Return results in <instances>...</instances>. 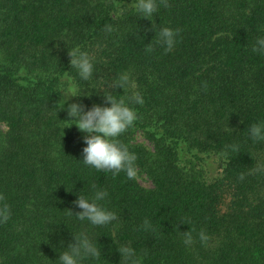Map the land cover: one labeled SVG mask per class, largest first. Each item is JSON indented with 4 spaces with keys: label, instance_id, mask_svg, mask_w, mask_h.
<instances>
[{
    "label": "trees",
    "instance_id": "16d2710c",
    "mask_svg": "<svg viewBox=\"0 0 264 264\" xmlns=\"http://www.w3.org/2000/svg\"><path fill=\"white\" fill-rule=\"evenodd\" d=\"M158 3L148 20L132 0H0V194L12 212L0 224V264H56L80 231L102 249L97 264H120L122 244L142 264H264V141L249 134L264 120V55L251 51L264 34V0ZM153 27L180 30L171 52ZM76 46L94 57L88 82L71 69ZM124 71L145 102L120 140L151 188L85 165V133L58 105L66 76L76 80L65 88L82 95L70 102L126 99L131 89L112 88ZM93 184L109 193L110 225L73 216Z\"/></svg>",
    "mask_w": 264,
    "mask_h": 264
},
{
    "label": "clouds",
    "instance_id": "9594fccd",
    "mask_svg": "<svg viewBox=\"0 0 264 264\" xmlns=\"http://www.w3.org/2000/svg\"><path fill=\"white\" fill-rule=\"evenodd\" d=\"M135 12L144 19L150 18L157 13L158 0H132ZM157 43L164 51L171 52L178 43L179 29L162 27L158 30L153 27ZM105 31L111 32V25L105 27ZM264 33V27L259 30ZM151 47L146 51L151 52ZM251 51L257 55H264V34L258 35ZM71 69L76 70L79 80L88 82L94 78L96 64L93 55L80 47H72L68 53ZM76 77L66 76L61 81V99L58 102L59 109H63L68 119L78 130L85 133L83 142L82 162L97 171L110 172L113 175L124 172L129 180H134L138 175L137 155L130 151L127 144L120 137L135 125L138 120V112L134 105H143L145 100L141 91L136 87L131 71L121 72L113 82V89H131V95L126 99H117L105 95L108 106L94 104L88 108L82 101H73L74 97H81L79 89L65 88V85L73 84ZM89 95V94H84ZM90 96V95H89ZM72 124V125H73ZM249 134L254 141H264V120L252 124ZM244 179V175L240 176ZM91 195H78L74 201L80 212L73 215L80 221H87L94 227H102L118 220L117 213L106 205L109 193L106 189L91 186ZM11 206L6 197L0 194V224L7 223L11 218ZM143 228H151L149 220L145 219ZM73 241L59 252L56 264H97L103 259L102 249L98 242L88 231H80L73 235ZM199 239L204 242L208 239L203 230L198 233ZM194 242L191 232H184L183 243L190 246ZM120 254V264H142L141 254L129 244H122L117 248Z\"/></svg>",
    "mask_w": 264,
    "mask_h": 264
},
{
    "label": "rangeland",
    "instance_id": "374dc122",
    "mask_svg": "<svg viewBox=\"0 0 264 264\" xmlns=\"http://www.w3.org/2000/svg\"><path fill=\"white\" fill-rule=\"evenodd\" d=\"M4 129H7V128L4 126ZM136 142L145 144L149 148H153V145L151 144V142H149L141 133L136 135ZM138 179L140 183L145 187L151 188L154 185L153 181L146 173L140 172L138 174Z\"/></svg>",
    "mask_w": 264,
    "mask_h": 264
}]
</instances>
